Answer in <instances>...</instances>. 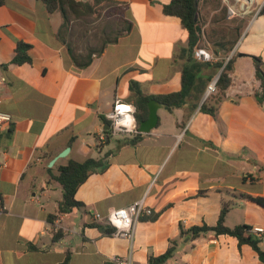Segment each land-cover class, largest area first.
<instances>
[{
  "label": "crops",
  "instance_id": "obj_1",
  "mask_svg": "<svg viewBox=\"0 0 264 264\" xmlns=\"http://www.w3.org/2000/svg\"><path fill=\"white\" fill-rule=\"evenodd\" d=\"M113 1L122 5L132 30L84 70L58 38L60 13H49L41 0H8L0 8V111L12 116L0 135L6 208L0 264H64L68 253V264H149L173 244L176 251L166 264H264L236 237L182 235L183 229L216 226L226 204L227 227L264 229V207L246 197L264 199V100L256 97L262 84L253 59L262 60L264 71V0L249 6L199 1L208 39L240 35L229 54L235 62L225 100L216 116L202 112L204 97L198 104L190 98L182 108L159 107L157 127L136 145L105 132L107 114L118 100L134 105L132 82L150 96L179 92L184 61L178 57L189 34L179 18L164 15L171 0ZM222 7L221 20L212 23ZM19 42L31 47V61L21 65L13 63ZM88 158L104 159L107 170L78 189L84 209L59 214L58 167ZM140 200L153 214L139 218L132 239L91 226L108 225L109 213ZM259 246L264 251V242Z\"/></svg>",
  "mask_w": 264,
  "mask_h": 264
},
{
  "label": "trees",
  "instance_id": "obj_2",
  "mask_svg": "<svg viewBox=\"0 0 264 264\" xmlns=\"http://www.w3.org/2000/svg\"><path fill=\"white\" fill-rule=\"evenodd\" d=\"M8 0H0V8ZM49 13L58 12L61 14L63 23L58 31L59 40L67 47L69 55L78 70H84L90 66L94 56H100L108 45L115 44L125 34L132 30V23L124 18L122 5L113 0H91L88 2H79L76 0H41ZM199 1L200 0H171L163 7V13L166 16L177 17L182 26L189 34L188 46L182 49L179 59L184 61L182 68V88L179 92L150 96L139 90L135 82L130 84V91L135 105L136 121L140 127L141 123L149 117V102L153 99L159 101L167 108L173 110L184 107L188 99L193 98L196 104L201 102L207 88L223 69L216 85V91L211 93L201 105L202 112L216 116L220 105L225 100L226 91L231 86V73L234 70L235 57H229L240 35L231 41L219 40L213 41L206 37V33L199 20ZM109 9H116L118 14L113 19H104ZM225 7L221 8L220 15L212 17V23L221 20ZM264 15V6L260 11ZM113 17V16H112ZM103 20V21H102ZM230 36V35H228ZM210 44V45H209ZM212 50H209V48ZM30 45L19 42L16 47V54L13 59L15 64L30 62L28 54ZM202 51L211 52L217 57V61L207 62L200 59ZM256 68V76L261 81L262 90L256 94L260 102L264 100V71L263 62L258 57H253ZM208 72V74H207ZM108 135L109 131H105ZM143 135L132 138L129 143L136 145L141 141ZM108 165L104 159L88 158L84 161L71 160L66 165L58 167V174L55 180L61 185L62 199L59 201V214H67L74 209H84V203L76 199L78 189L94 173H103ZM249 200L264 207V199L246 196ZM230 206L224 205L216 226L203 225L201 227H192L185 231L182 230L184 237H190L196 240L207 234L230 235L236 237L240 243L250 244L258 253L260 259L264 261V251L259 244L264 242V234L255 235L251 233L253 227L242 225L235 228H229L225 225L226 216ZM52 218V217H51ZM53 218H56L53 217ZM155 218H152V220ZM106 235H113L115 229L110 225H100L94 223ZM59 235L56 236V239ZM176 246L173 244L168 251L158 257H150L149 264H166L173 258ZM69 253L64 264H68Z\"/></svg>",
  "mask_w": 264,
  "mask_h": 264
},
{
  "label": "built area",
  "instance_id": "obj_3",
  "mask_svg": "<svg viewBox=\"0 0 264 264\" xmlns=\"http://www.w3.org/2000/svg\"><path fill=\"white\" fill-rule=\"evenodd\" d=\"M245 2L246 6L252 4L253 0H239ZM200 59L207 62H213L215 59L214 54H211L206 51H202L199 55ZM3 81L0 82L2 84ZM216 91L215 86L210 85L208 92L209 94ZM136 107L132 104L124 103L122 101H116L113 110L107 114V119L110 123V133L113 136L123 135L129 138H135L141 135L140 128L136 121ZM12 122V116L8 113L0 111V135L4 130V127ZM105 133L99 137V140L103 142L105 140ZM3 164L0 162V173L3 168ZM6 208L2 203V198L0 194V217L5 215ZM153 211L148 208L143 200L137 201L125 208L113 210L106 217V222L108 225L113 227L115 231L113 232L114 236L125 237L132 239L135 232L136 222L142 215L151 216ZM96 219H101L100 215H96ZM251 233L255 235L264 234V229L254 228L251 230ZM117 264H130L129 261L124 259H116ZM205 264H210L206 262Z\"/></svg>",
  "mask_w": 264,
  "mask_h": 264
},
{
  "label": "water",
  "instance_id": "obj_4",
  "mask_svg": "<svg viewBox=\"0 0 264 264\" xmlns=\"http://www.w3.org/2000/svg\"><path fill=\"white\" fill-rule=\"evenodd\" d=\"M223 69L218 73V75L215 77V79L212 81L211 85L215 86L221 73H222ZM210 87V86H209ZM208 87V89H209ZM208 89L206 91V94L204 96L203 102L207 99V97L210 95L208 92ZM149 106V117L146 121L142 122L140 125V131L143 134H149L152 130H154L159 122V116H158V108L163 106L162 103H160L159 101L153 99L149 102L148 104ZM110 128V126H109ZM70 149H67L66 151H64L63 153H61L59 155V157H65L67 155V152H69ZM56 161V159H54V161H52L51 165L54 164V162Z\"/></svg>",
  "mask_w": 264,
  "mask_h": 264
},
{
  "label": "rangeland",
  "instance_id": "obj_5",
  "mask_svg": "<svg viewBox=\"0 0 264 264\" xmlns=\"http://www.w3.org/2000/svg\"><path fill=\"white\" fill-rule=\"evenodd\" d=\"M222 5H226V2H222ZM118 14V11L116 9H109L107 12H106V15H105V18L104 19H113L115 18V16ZM222 15V14H221ZM113 16V17H112ZM103 21V20H102ZM211 53V52H210ZM213 54V53H211ZM211 85V84H210ZM209 85V86H210ZM110 132V130H109ZM111 134V133H110ZM112 135V134H111ZM113 136V135H112ZM105 140H106V136H105Z\"/></svg>",
  "mask_w": 264,
  "mask_h": 264
}]
</instances>
